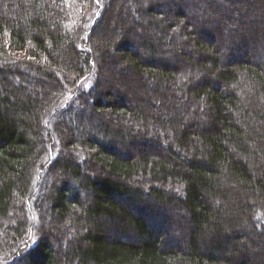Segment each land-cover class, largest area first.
Segmentation results:
<instances>
[{
    "label": "trees",
    "instance_id": "16d2710c",
    "mask_svg": "<svg viewBox=\"0 0 264 264\" xmlns=\"http://www.w3.org/2000/svg\"><path fill=\"white\" fill-rule=\"evenodd\" d=\"M0 264H264V0H0Z\"/></svg>",
    "mask_w": 264,
    "mask_h": 264
},
{
    "label": "rangeland",
    "instance_id": "374dc122",
    "mask_svg": "<svg viewBox=\"0 0 264 264\" xmlns=\"http://www.w3.org/2000/svg\"><path fill=\"white\" fill-rule=\"evenodd\" d=\"M236 19L237 18H235V20L233 21V23H236ZM24 53V51H20V54H17L16 55V57H18V58H26V59H29L28 58V56H26L25 54H23ZM23 56V57H22ZM37 85L34 83V87H36ZM131 99V98H130ZM107 113H110V110H108V112ZM27 240H28V242H30V241H32V237L30 236L29 238H27ZM58 247V246H57Z\"/></svg>",
    "mask_w": 264,
    "mask_h": 264
}]
</instances>
